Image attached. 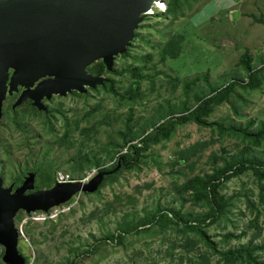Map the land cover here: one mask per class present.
Instances as JSON below:
<instances>
[{"label":"rangeland","instance_id":"1","mask_svg":"<svg viewBox=\"0 0 264 264\" xmlns=\"http://www.w3.org/2000/svg\"><path fill=\"white\" fill-rule=\"evenodd\" d=\"M199 1L200 3L195 5L194 10L187 9L186 15L177 20H173L172 16L166 13L167 4L163 2L162 6L160 1L155 5L157 7L154 12L149 14L148 21L139 25L137 32L141 33L145 41L138 39L132 52L135 55L148 53L153 55L152 61L146 66V70L149 69L147 73L153 78L146 79L142 83L141 89L145 100L143 106L134 108V120L140 119L143 123L152 117L159 105H164L165 102L177 104L186 100V83L194 82L198 78H200L198 87H195L198 93L209 90L203 80L205 76L208 77L210 84L217 86L238 81L239 78L246 82L245 73H236L234 70L242 54L248 49L254 58L264 56V24L257 21V19L264 20V0ZM236 12L238 17L234 19ZM142 24L145 27L143 29ZM160 31L167 34H183L186 37L183 42V54L178 58L168 57L163 62L159 49L153 46L166 40V37L161 36ZM124 62L134 66H145V62L140 59L134 62L132 58H120L117 64L121 69L127 67ZM154 66L155 71L151 70ZM260 67L259 65L258 68ZM127 78H130L129 74L124 77L126 84H128ZM171 79L179 80L176 91H174ZM237 93L243 97V100L232 96L231 104L224 103L217 107L209 121L219 123L225 128L230 125L246 127L249 121H254L255 125L250 130L253 132L261 122L264 123V90L263 93L255 92L252 96L242 93L239 89ZM101 100H104L103 109L99 112L100 117L97 119L103 120L106 115H110L112 125L104 124L100 127L97 137L99 143L88 142L85 136L76 131L73 135L76 145L71 150L64 147L59 148L53 139L49 138L47 131L43 129V120L27 121L24 124L27 134L21 133L9 119L0 121V172H4L5 188L9 187L14 178L19 177L20 174L51 163L62 168L57 179L59 174L65 177L66 163L76 154L79 144L83 145V150L86 152L92 150L105 158L106 154L103 149L110 141L117 139V132L123 128L130 116V108L121 107L120 100L114 95L103 94L97 100L90 101L87 108L86 101L66 97L64 110L68 120L72 123L76 118L78 120L83 118L85 108L89 110ZM59 101L56 98L49 107L55 109ZM233 107L237 109V114ZM72 108H76V112H72L70 110ZM97 119L92 120L91 123ZM88 125L87 121H81L79 128ZM55 130L63 134L62 121L59 118ZM26 139L30 142L32 152L23 148ZM199 143H206L207 146L202 148L199 146L192 158V163H197L195 172L193 173V170L189 169L185 163H183V168L174 169L181 183H185V177L181 173L192 177L211 174L214 162L211 158L214 155L218 158L224 156L229 159L232 156H243L248 160L264 161V142L261 146L255 147L250 146L249 142L242 143L228 134L220 135L218 128H201L198 125L179 128L166 148H155L154 161H161V170H157L153 164L142 167L140 173L126 176L128 183L123 187H117L116 190L108 187L104 190L102 199L97 196L75 195L69 207L60 209L56 207L50 214L37 212L28 216L24 213V219L21 222L16 221L17 227L22 230L18 248H22V254L25 256L32 257L30 264H35V262L38 264H68L73 259L79 260L77 264H195L190 260H179L183 254L188 256L186 247L180 246L186 242V238L183 233L172 232L169 229L165 231L158 229V232L152 236H129L122 244L115 242V245H104L101 243L94 251L89 250L96 243V239H104L109 233L117 232L120 223L125 219L138 221L146 213L153 212L159 204L171 207L172 182L176 178H171V169L168 165L176 161L175 153L189 150ZM247 148H251L250 153L246 152ZM3 149H8L12 153V159L9 162L6 161ZM114 165L115 163H108L106 167ZM96 177L97 171L93 170L81 181L70 177L69 179L71 182L92 184ZM136 186L141 187L142 195L135 191ZM260 191V186L253 173H245L226 184L222 194L230 199L233 205L230 208V214L227 215L228 221L217 222L209 229V234L214 236L213 239L219 248L246 245L259 231H261V236L254 241V244L259 245L264 242V204L260 202ZM121 192L123 195L126 193L135 195L138 202L117 214L106 215L107 202L114 201L116 195ZM248 203H253L255 210H251ZM173 207L179 209V204H174ZM69 210L72 211L69 212ZM186 212L201 213L202 211L200 208L187 206ZM60 214L63 215L62 219L57 222ZM127 214L131 217H126ZM47 217L56 223L55 228L41 224ZM256 217H258L259 227L250 228V223ZM28 220H35L33 223L40 222L36 224L33 238H30L24 231V224ZM244 232L247 233L246 237L239 241L231 240L229 246L221 242V235L233 233L237 237ZM173 243L177 244L175 248L172 246ZM201 246L202 252H207L211 256V264H217L218 256H212L211 250L203 243ZM4 251L6 248L0 245V254ZM169 252L173 253V256H170ZM196 252L193 250L191 256H194ZM39 253L40 259L38 258ZM262 260L264 261V257Z\"/></svg>","mask_w":264,"mask_h":264},{"label":"trees","instance_id":"2","mask_svg":"<svg viewBox=\"0 0 264 264\" xmlns=\"http://www.w3.org/2000/svg\"><path fill=\"white\" fill-rule=\"evenodd\" d=\"M166 5V13L172 16L173 20L179 19L181 16L186 15V10H194L196 4H199V0H163ZM162 3V2H161ZM144 21H148L149 15L143 16ZM264 24L263 19H257ZM141 28H145L141 25ZM162 37H166L163 43H159L157 48L162 56V61H166L168 57L178 58L184 52L183 42L185 36L180 33L167 34L164 31H160ZM140 39L145 41V38L140 32L136 30V36L130 43L126 52L121 53L116 57V62L112 70L108 68L104 61L95 63L87 68L88 73L94 76H104L105 82L97 86L96 88H86L85 92L78 93L71 91L65 96H54L51 100H48L50 104L55 102V99L60 100L57 103V107L52 109L47 105L45 109L40 110L28 101L23 102L20 105H16L18 93L10 95L6 98L3 104L2 119H9L16 125V128L23 134H27L24 124L27 121H40L43 120L42 126L44 131H47L49 138L53 139L59 148H66L71 150L75 148L76 141L73 139L74 133L85 136L88 142L99 143L98 134L100 133V127L104 124L112 125L111 116L106 115L103 120H98L100 117V111L103 109L102 105L104 100L97 101L94 106L89 110H86L88 103L93 100H97L99 96L103 94L114 95L115 98L120 100L121 107H129V117L125 122L123 128L117 132V139L110 141L103 149L106 156H101L92 150H83V145L77 146V152L66 163L65 176L72 178L73 180H83L86 178V174L93 170L97 171V176H102V182L98 184L97 189L94 192H82L83 196H97V198H104L103 191L108 187L112 190H116L117 187H123L128 183V178L133 173H140L142 167H148L150 164L157 170L162 169V163L160 160L154 161L155 148H166L168 143L173 140L176 132L179 128H184L189 125H198L201 128H218L220 135H229L231 137L240 140L242 143L249 142L250 146L259 147L264 142V123L261 122L255 131L250 132L254 127L255 122L249 121L246 127L233 126L225 128L219 123H212L209 121L215 109L224 103L231 104L232 96H236L238 99L243 100V97L237 93L239 89L242 93H246L249 96L255 94V92L263 93L264 86V56L254 58L251 56L247 49L239 59L238 64L234 68L236 73L243 72L247 78L246 82L242 78L238 81L229 82L221 86L212 85L208 82V77L205 76L203 80L208 85V91L196 92L195 87H198V81L187 82L185 86L186 100L180 101L177 104H171L165 102L164 105H159L154 114L148 120L141 123L140 119L134 120L133 111L137 106H143L145 97L142 92V83L146 79H152L153 77L147 73L146 66L153 59L151 53L144 55H135L132 50L135 46V42ZM154 47V48H155ZM132 58V61L136 62L138 59L145 62V66H134L126 63L127 67L121 69L118 66L119 59ZM255 63V65H254ZM261 66L258 68V66ZM155 66L151 70L155 71ZM129 74L130 78H127L128 84H126L124 77ZM108 76V77H106ZM133 79V81H130ZM173 83L174 91L177 90L179 80L171 79ZM16 95V96H15ZM68 97L72 100L77 99L83 102L86 101L85 112H83V118L78 120L77 118L71 123L64 110L65 98ZM193 101V103H192ZM72 112H76L75 109H70ZM235 114L237 109L233 107ZM103 115V114H102ZM62 121L63 134L56 132L57 119ZM97 119L91 123L92 120ZM81 121H87L88 126L79 128ZM199 146L205 147V144H198L190 148L189 150L175 153L177 158L175 162L170 163L168 166L171 169V178H176L172 182V202L171 207L161 206L156 207L153 212L146 213L143 218L138 221L131 219H125L120 223L117 232L109 233L104 239H96V243L92 245L89 251L97 249L101 243L104 245L122 244L124 241L133 235H149L160 231L171 230L172 232L183 233L186 242L180 244V246L186 247L188 256H181L180 261L190 260L195 264H211V256L207 252H202V243L211 250L212 256H218L219 260L217 264H264L262 260L264 257V242L259 245L254 244L256 239L261 236V231L252 236V239L246 245L229 246L231 240H242L246 237L247 233L244 232L240 236H235L233 233L221 235V242L227 244V248H219L218 244L213 239L214 236L209 234V229L212 225L222 220H227V215L230 214V208L233 207L231 200L227 199L222 194L226 184L231 180L240 177L245 173H253L256 181L260 186V202L264 204V161L262 160H248L243 156H232V158H218V156H212L213 168L211 174H204V176L192 177L187 174L181 173L185 177V183H181L176 177L174 169L183 168L185 163L189 169L195 172L197 163H192V158L196 154ZM24 149L33 151L30 148V142L26 139ZM251 148H247L246 152L250 153ZM122 152H125L122 154ZM50 153V151H48ZM6 161L9 162L12 159V153L8 149H3ZM108 163H115L114 166L106 167ZM220 164V166H219ZM62 171V168H58L56 164L51 163L48 165H41L38 168H34L32 171L28 170L19 177L14 178L13 183L5 188L11 189V193H15L18 189L23 188L25 185H29V189L26 191V195L34 194L36 192L50 190L57 183V175ZM0 179L4 182V172H0ZM135 191L142 195L141 187L136 186ZM73 198L69 199L65 203L58 206L60 208L69 207L73 203ZM138 202L135 195L126 193L116 195L114 201H109L106 204L105 214H117L129 206H133ZM174 204H179V209L173 207ZM251 210H255L253 203H248ZM192 206L194 208H200L201 213L186 212V207ZM55 210L51 209L46 214L52 213ZM72 210H69L71 212ZM44 213V212H38ZM24 212L20 211L16 217V221L21 222L24 219ZM45 214V215H46ZM260 212L258 213V215ZM30 215V214H26ZM257 215V216H258ZM60 214L57 222L62 219ZM130 218V215H126ZM128 220V221H127ZM35 220H28L24 224V231L26 234L33 238L34 229L36 224ZM43 225H50L52 228L56 227V223L53 219L46 218L41 222ZM251 227H259L258 217H256L251 223ZM191 234V235H190ZM193 234V235H192ZM35 243L34 241H32ZM1 246H3L0 243ZM176 243H173V248L176 247ZM4 247V246H3ZM198 247V250H197ZM197 251L194 256L191 253ZM20 254H22V248H19ZM5 251L0 254V264H6L4 262ZM170 256L173 253L169 252ZM25 260V264H30L31 256H25L22 254ZM40 259V253L38 254ZM79 260L73 259L68 264H77ZM38 264V262H35Z\"/></svg>","mask_w":264,"mask_h":264},{"label":"water","instance_id":"3","mask_svg":"<svg viewBox=\"0 0 264 264\" xmlns=\"http://www.w3.org/2000/svg\"><path fill=\"white\" fill-rule=\"evenodd\" d=\"M157 1L0 0V120L9 85L13 95L19 85L30 88L38 83L16 105L29 100L40 110L45 109L44 99L102 85L106 78L88 73L87 68L104 61L112 70L116 57L127 51L143 16L154 12ZM101 182V175L92 184L57 182L50 190L26 195L29 185L11 193L0 179L4 262L25 264L18 248L22 230L16 217L20 211L48 213L75 195L94 192Z\"/></svg>","mask_w":264,"mask_h":264},{"label":"flooded vegetation","instance_id":"4","mask_svg":"<svg viewBox=\"0 0 264 264\" xmlns=\"http://www.w3.org/2000/svg\"><path fill=\"white\" fill-rule=\"evenodd\" d=\"M43 81H45V80H43ZM11 82V80L8 82V83H10ZM42 82V81H41ZM38 85V83H36L33 87H30V88H26V87H24V86H21V85H19L17 88V90L16 91H13V94H16V92L18 93V96H17V99L15 100V102H16V104H17V102H18V100H19V98L21 97V95L26 91V90H34L35 88H36V86ZM11 90V87H10V85H9V87H8V91H7V97L8 96H10V93H9V91ZM16 96V95H15ZM53 98V97H52ZM30 102V101H29ZM4 103H5V101H4ZM31 104H32V102H30ZM42 103H43V105L46 107L47 105H49L50 104V102H48V100L47 99H44L43 101H42Z\"/></svg>","mask_w":264,"mask_h":264},{"label":"built area","instance_id":"5","mask_svg":"<svg viewBox=\"0 0 264 264\" xmlns=\"http://www.w3.org/2000/svg\"><path fill=\"white\" fill-rule=\"evenodd\" d=\"M57 182L59 184L76 183V182H71V180L69 179V177H67V176L64 177L61 174H59L58 179H57Z\"/></svg>","mask_w":264,"mask_h":264},{"label":"bare ground","instance_id":"6","mask_svg":"<svg viewBox=\"0 0 264 264\" xmlns=\"http://www.w3.org/2000/svg\"><path fill=\"white\" fill-rule=\"evenodd\" d=\"M160 1H161V0H158L157 3L160 2ZM161 2H162V1H161ZM157 3H156V4H157ZM156 4H155V5H156ZM161 5L163 6V4H161Z\"/></svg>","mask_w":264,"mask_h":264},{"label":"clouds","instance_id":"7","mask_svg":"<svg viewBox=\"0 0 264 264\" xmlns=\"http://www.w3.org/2000/svg\"><path fill=\"white\" fill-rule=\"evenodd\" d=\"M163 2H164V1L162 0V4H163Z\"/></svg>","mask_w":264,"mask_h":264}]
</instances>
